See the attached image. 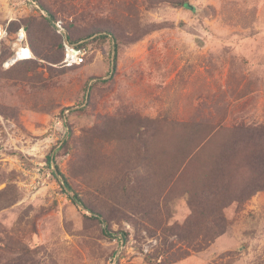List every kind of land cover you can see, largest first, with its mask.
<instances>
[{
    "label": "rangeland",
    "instance_id": "rangeland-1",
    "mask_svg": "<svg viewBox=\"0 0 264 264\" xmlns=\"http://www.w3.org/2000/svg\"><path fill=\"white\" fill-rule=\"evenodd\" d=\"M187 2L0 0V24L16 17L0 40V264H264V189L223 209L225 230L205 249L186 248L194 171L182 164L184 123L207 125L198 137L211 125H264V0ZM48 14L64 37L66 27L122 33L116 59L97 33L80 41V64L39 56L37 41L30 61L4 64L11 22L45 16L58 38ZM52 169L106 226L76 209Z\"/></svg>",
    "mask_w": 264,
    "mask_h": 264
},
{
    "label": "trees",
    "instance_id": "trees-1",
    "mask_svg": "<svg viewBox=\"0 0 264 264\" xmlns=\"http://www.w3.org/2000/svg\"><path fill=\"white\" fill-rule=\"evenodd\" d=\"M36 4V0H31ZM150 6H158L161 3L169 4L171 6H184L188 4L187 0H143ZM41 7L42 4H39ZM44 9V8H42ZM51 20H55L56 17L52 14H48ZM44 23L36 22V18L27 17L22 19L21 22H11L9 24V31L15 32L20 24L27 25V42L33 50L34 41L40 43L39 51L35 50L39 56L55 60L59 58V62L63 58V38L64 35L57 33L54 36L58 38H50L46 27L51 23L45 16ZM58 20V19H56ZM55 20V21H56ZM21 26V25H20ZM66 40L69 43L77 44L79 47H84L86 44L80 41L86 39L94 34L99 33L93 37V41L101 43L106 40H112L116 53L118 50V43L122 37V33H116L112 27H92L90 31L86 33L78 34L76 30H69L65 28ZM56 31V30H55ZM60 35V36H59ZM29 39V41H28ZM57 46H59L57 48ZM58 49V50H57ZM11 52L8 50L3 54V57H8ZM13 53V52H12ZM56 53V54H55ZM52 57L50 58V56ZM29 59L18 60L20 62H28ZM14 70L13 68L11 71ZM30 70H34L33 67ZM10 71V70H8ZM6 73V72H4ZM20 75V74H19ZM92 86V85H91ZM81 107L80 110L84 109ZM142 126L136 127V131L142 130ZM158 128V124L155 123L152 126L151 131H155ZM184 131L186 130L188 140L187 146L190 150L193 148V152L190 150L187 153V158L182 162L183 167L189 164L193 167V173L189 176L190 184L187 188V205L189 208V215L186 219L185 227L187 237H184L186 248L192 250L205 249L213 240L221 235L226 227V220L224 217L223 209L233 201H240L249 198L256 191L264 189V125H242L236 124L234 126H216L211 125L208 134L197 136L198 132L201 134L207 128V125L201 123H184ZM195 134V136L193 135ZM70 132L66 133L63 140L64 145L70 139ZM195 139V143L191 145V139ZM53 161V155L48 154L46 156V164L51 165ZM187 168V170H188ZM57 169V168H56ZM182 171V170H181ZM186 170L183 172L185 173ZM60 175L62 186L66 191H70L69 198L83 215H86L92 219L101 221L105 226L108 220L102 217L100 212H95L94 208L85 204L78 193L71 187L68 179L58 172V170H51L52 176L56 177ZM181 173V174H183ZM137 186V185H136ZM131 187L125 186L122 188V195L125 202L127 198L132 201V198H136L135 195H142L145 187L139 185L136 188L137 194L130 195L127 189ZM140 193V194H139ZM137 200H142L137 198ZM86 210L92 211L91 214H86ZM144 215L145 211L141 210ZM181 228V227H180ZM180 228H178L180 230ZM177 232V230H175ZM127 238L126 233L123 237ZM198 236L201 239L198 241ZM121 236V240L123 239ZM119 239V240H120ZM195 244V245H193Z\"/></svg>",
    "mask_w": 264,
    "mask_h": 264
},
{
    "label": "built area",
    "instance_id": "built-area-1",
    "mask_svg": "<svg viewBox=\"0 0 264 264\" xmlns=\"http://www.w3.org/2000/svg\"><path fill=\"white\" fill-rule=\"evenodd\" d=\"M30 2L34 4L31 0H23V2ZM17 13H27L29 9L26 8V4L22 7H19ZM11 14V13H10ZM19 14V15H20ZM16 19V17H12L9 15L7 18V24ZM6 24V25H7ZM54 28L57 33L62 34L63 27L60 20H56L53 22ZM6 25L0 24V40L3 39L7 33ZM64 35V34H62ZM63 58L60 61V65L64 66H72L76 64H80L83 62L86 54V49L84 47H79L77 44L69 43L66 38H63ZM12 54L7 60L4 62L7 66L9 64H13L18 60L29 59L32 58V51L27 42V36L24 28L20 26L15 32H13L12 36Z\"/></svg>",
    "mask_w": 264,
    "mask_h": 264
},
{
    "label": "water",
    "instance_id": "water-1",
    "mask_svg": "<svg viewBox=\"0 0 264 264\" xmlns=\"http://www.w3.org/2000/svg\"><path fill=\"white\" fill-rule=\"evenodd\" d=\"M186 6H188V4H186Z\"/></svg>",
    "mask_w": 264,
    "mask_h": 264
}]
</instances>
